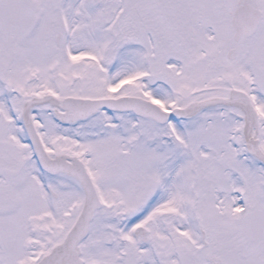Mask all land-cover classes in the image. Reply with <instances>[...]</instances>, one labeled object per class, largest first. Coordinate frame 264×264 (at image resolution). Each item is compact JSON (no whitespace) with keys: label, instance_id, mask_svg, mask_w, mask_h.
I'll use <instances>...</instances> for the list:
<instances>
[{"label":"snow or ice","instance_id":"snow-or-ice-1","mask_svg":"<svg viewBox=\"0 0 264 264\" xmlns=\"http://www.w3.org/2000/svg\"><path fill=\"white\" fill-rule=\"evenodd\" d=\"M0 264H264V0H0Z\"/></svg>","mask_w":264,"mask_h":264}]
</instances>
